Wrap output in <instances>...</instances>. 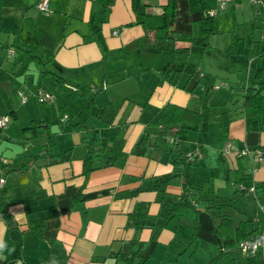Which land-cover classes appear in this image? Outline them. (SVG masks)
Instances as JSON below:
<instances>
[{"label": "crops", "instance_id": "obj_1", "mask_svg": "<svg viewBox=\"0 0 264 264\" xmlns=\"http://www.w3.org/2000/svg\"><path fill=\"white\" fill-rule=\"evenodd\" d=\"M36 1L0 0V27L7 32V36L3 37L7 40L4 42L0 40V46L3 48L2 54L0 53V65H6V68L0 66V73H5L0 76V81L13 82L14 87H17L20 81L26 78L24 74H27V70L24 68V72L21 73L24 75L23 77L12 70L24 63V56L27 58L28 55H25V52L15 54L13 47L9 45L11 41L9 35L14 36L15 40L22 36L21 31L24 29V25L17 26L13 20L24 22V17L29 18L28 21L32 20L29 13L35 8ZM143 1L146 3V10L149 13L158 15L161 5L166 0ZM200 2L202 3L201 8L197 0H175V13L171 20V28L182 33L189 31L195 33L198 21L202 20L205 10L216 4V0H200ZM259 2L262 12L258 15L255 14V6L250 5L251 14L253 16L254 14L255 16L260 15L261 22L264 23V0H259ZM46 4L47 7H51L49 8L51 11L49 22L53 29L51 33L44 31L41 33V37L54 48L52 60L71 66L100 58L103 56L101 49L109 52L118 48V51L113 53L112 59L115 64L112 69L120 70L134 66L136 69L138 67L142 70L145 68L146 71L140 72L139 76L142 77L143 74L144 76L146 74L142 85L148 81L147 83L152 86L148 90L150 93H146L147 101L151 105H156L157 109L165 101L188 104L191 93L185 90L188 92L186 94L180 90L178 84L171 83L174 78V69L170 70L164 66L159 74L156 72L158 70H151L160 61L156 48L148 42L154 30L147 31L149 39L142 42L141 37L144 33L142 27L139 24H126L133 17L129 0H109L105 18L100 23H96V19L91 23L87 22L91 15L90 11L95 9L98 0H78L77 3L74 0H46ZM245 6L243 0H228L225 7L217 9L214 14L215 31L208 34L205 44L193 43L192 40L174 39L172 41L176 51L178 49L193 51L198 45L196 51L209 56V65L202 66L200 69V73L203 72V79L206 80L202 82L203 85L210 83L213 88V79L220 75L227 81L226 87L231 88L230 90L238 88L241 93V86L236 83L243 78L239 76L240 72H231L232 70L236 71V68L231 69L232 59L230 56L235 55L243 48L244 41L246 45L253 41L247 36V40H244L240 46L238 44V40L244 38L236 31L247 21L245 19L248 12ZM27 7H30L28 15L24 16L21 13L19 16V13ZM16 8L21 11L15 10ZM14 15L15 18H13ZM255 20H258V17H255ZM11 24H14V27H11ZM37 24L40 27L43 26L38 22ZM218 27H220V31H217ZM90 28L97 30L88 35ZM234 31L239 38L233 44ZM217 32L219 33L217 34ZM0 35H4V33H0ZM35 35L34 28L26 30L28 39H32ZM18 41L15 43L19 46ZM229 45H231V49L226 50ZM213 46L216 47L215 50ZM5 47L11 48L12 52L6 51ZM257 51L246 52L249 57L246 64H252L257 59L256 56L262 54V51ZM144 53H148V58L144 57ZM153 53L157 54L155 63L150 61ZM259 59L261 60V57ZM260 60H256L253 71L246 69L243 85L264 81V65ZM183 66H185V61ZM154 74L155 77H153ZM158 76L159 80L156 78ZM253 87L255 88L256 84H253ZM200 91L198 90L202 95ZM126 101L128 100L123 96L117 107V112H113L110 118L111 123L119 117L120 108ZM142 102L133 101L128 118L133 117L137 106L140 108ZM24 109L26 111L28 108L25 106ZM235 109L237 110L235 116L220 122L221 125H224V130L221 133L217 129L219 145L216 144L218 148L213 151L216 155L214 161L210 160L213 163L210 166L218 164V167L225 164L226 169V162L233 159L232 151L240 146L255 149L264 147V128L257 127L262 115L254 120L251 118L246 120L241 110L242 105H238ZM8 110L10 112H7ZM5 113H9L10 120L15 118V111L12 107L5 112L0 110V115ZM142 125L137 123L129 131L125 130L122 144L124 151L131 149ZM92 126L89 124L85 131L92 130ZM70 131L72 132L67 147L63 148V150L69 148L70 159L44 165L41 157L34 160L31 158L19 169L12 168L6 171L3 184L6 187V192L10 193L14 199V202L9 204L6 210L12 216L14 224L7 226L0 217V264H115L112 255L118 253L119 250L124 252L137 250L135 253H141L140 255L144 253L141 264H154L156 258L150 255L153 254L151 249L155 245L164 246V251L175 252L179 245L177 242L179 233H185V221L180 222L182 217H176L178 224L183 228L180 230L179 225L171 223L167 218L160 222L157 215L160 207L166 201H170L166 197L178 195L181 190L180 183L176 179L175 182L160 184L161 192L155 188L143 187H147L158 175L171 170L174 165L172 160L181 157L183 151L189 152L191 159H194L193 163L187 161L184 164L183 172L187 173L188 168L197 163L195 155L204 156L207 149L205 147L206 140L197 141V133L194 131L193 137L190 135L186 138L190 139L186 142L193 140L194 147H191L193 142L190 144L185 142L183 145V140H181L177 144L184 150H178L174 154L171 151H167L166 155L159 152L157 156L152 157L150 152L144 153V155L128 152L122 159L117 158L111 164L96 167L84 175L81 173L80 156L87 133L84 131L83 135H79L76 130ZM54 135L56 136L55 133ZM225 143L232 146L229 152L221 150ZM172 148L177 149L174 145ZM238 153L243 156L244 165H248L249 161L246 155L241 154L240 151ZM218 155L223 156L225 161L222 163L215 161ZM177 168L180 167L177 166ZM218 170L215 174L217 176L212 175L210 178L212 184L219 188H226L224 186V177L226 176L219 173ZM226 175L228 176V174ZM249 176L251 182L249 180L241 181L243 186L240 189L244 192L246 190L255 192L253 195L257 200L261 198V202L264 204V186L257 187L256 185L257 181L264 180V157L250 171ZM251 184H253V189H250ZM213 192L216 193L214 190ZM227 192L228 190L225 193ZM138 202L146 203L144 218L147 224L141 228H134L126 223L129 211ZM168 206L169 204L166 203L165 216H167ZM260 207L264 208L263 205ZM260 213V210L259 213L257 211L251 213L253 215L251 222L255 223L257 218L254 219V216L260 217ZM29 228H33V230L30 231ZM151 235H153L152 238ZM146 250L148 251L147 255L145 254Z\"/></svg>", "mask_w": 264, "mask_h": 264}, {"label": "trees", "instance_id": "obj_2", "mask_svg": "<svg viewBox=\"0 0 264 264\" xmlns=\"http://www.w3.org/2000/svg\"><path fill=\"white\" fill-rule=\"evenodd\" d=\"M197 1L199 2V7L201 8L202 3L200 0ZM248 1L255 6V14L258 15L262 12L259 0ZM36 2L35 8L39 12H42L43 14L51 13L47 4L46 9L43 10L36 6ZM108 3L109 0H98V4L95 9L90 11L91 15L87 22L91 23L94 20L96 8L98 11V15H96L95 20L96 23H100L104 20V14L108 7ZM129 3L133 17L130 21L126 22V24H139L144 31L142 38L145 40L149 39L146 34L147 31L154 30L148 42L156 48L160 58V55L163 54L170 56V60L167 64H165V68L168 67L170 70L174 69L173 73L177 74L183 72L186 76L185 80L180 84L177 82L176 78H173V81L171 82L178 84V86H181L189 93H194L193 87L200 80L199 77L196 76V65L193 64L194 66L192 65L191 67H188L183 66L184 63L181 62L179 65L173 66L171 64V60L174 58L173 55L175 54L176 49L173 48L172 41L174 39H181L192 40L193 43L197 44H205L208 34L215 31L216 22L214 20V15L204 14L202 20L198 21L199 23L195 33L192 31L182 33L172 29L170 26L172 17L175 13V0H166L161 5V11L158 15H152L149 13L146 10V3L143 0H129ZM96 30V28H90L88 35H91V33ZM232 37V43L234 44L239 37L235 31L233 32ZM261 41L264 44V36ZM262 48H264V46ZM230 49L231 45L226 47V50ZM23 50L24 52H27V50ZM52 50H54L53 47ZM26 55H28V57L25 58L26 62L34 57V55L29 52L26 53ZM152 68L156 70L158 67L153 66ZM161 68H164V66ZM45 72L54 74L49 70H46ZM57 76L60 80L66 81V85H68V89L66 90L62 91L59 89L61 95L68 101V104L60 102L57 105L58 114L60 113L58 130H86L90 124L91 118L100 119L102 117L105 104L96 103L94 101L91 86L85 82H73L65 80L59 75ZM253 84H256L255 88L253 87ZM262 90H264V81L254 82L252 84L247 83V85L241 86V110L243 111V115L246 120L250 118L256 119L259 114L264 112V92H262ZM50 93L52 96L55 95L54 91H50ZM196 93L199 95L198 91ZM124 97L126 100H130L127 95ZM120 103L121 102L119 101L118 104L115 105L116 108L114 112H117V107ZM65 105H67L71 110L69 113L64 111ZM7 112L10 111L8 110ZM8 114H3L6 116V120L3 125L10 121ZM201 119L202 113L200 107L165 101L143 123L139 134L133 143L137 145L132 146L129 151H124L122 149L126 126L124 121L117 118L113 123L109 120V122L103 125L95 127L92 126V129H95V131H93L89 136H85V140L83 141L84 151L80 156L81 173L86 175L90 170L96 167L111 164L113 160L125 157L128 152L132 154L144 155V153H147V150L145 149L149 137L157 135L159 130L166 132L167 136H171V142L178 143L187 138V133L189 131L194 132L200 130ZM3 125H0V127ZM21 127L31 130L30 136L34 139V142L30 144V151L28 155L33 160L37 157H41L43 159V164L48 165L70 159L69 148L58 150L54 135L56 130L51 128L50 123L47 120L29 117L27 124H23ZM153 143L154 141H151V144ZM169 146L172 148V145ZM240 148L241 146L238 147V149L233 150L232 155L234 156L232 161L230 159L228 160V163L226 162V169H230L233 176L230 177V175H226L224 178L230 179L231 182H233L234 187L225 193V195L212 193V196L210 197L199 198L198 195L200 187L193 184V175L183 172L184 164L187 161L188 163H193L194 161L193 158L191 159L189 152L185 153L186 155H182L178 159L174 158L172 160L174 165L171 170L158 175L148 184L147 187H143L155 188L161 192L162 189H160V184L170 183L176 179L179 181L181 190L178 193L177 198L173 200L172 204H170L167 210V215H169V213H176L178 216L180 215L179 217H182L180 222L184 220L185 224L190 227V234L189 237H187L188 242L201 240L215 245L216 249L209 256L206 264L228 263L233 257L232 252L236 250L240 253L236 264H258L259 262L264 264V243L253 253L241 251L237 246L241 239L249 238L251 235L256 234L261 228L264 208L261 209L260 206L263 205L264 207V204L255 201L253 206L250 203L248 205L249 207H253V209L256 208L258 210L259 208L261 211L260 217L254 216V219L257 218L255 223L251 222L253 220V215H247L244 211H240L243 213L244 218H241L243 216L239 215H236L238 217L234 218V216L230 213L220 210V208L227 204L228 201L232 204L235 200L239 199V195L242 194L244 190L240 189L237 184L240 183L242 185L241 181L245 182L250 179L248 166L244 165V158L238 153ZM177 149L180 151L184 150L183 147H180V145L177 146ZM224 160L223 156H216L217 162L222 163ZM27 161L28 160L24 159L20 161L18 165H14L6 160L4 156L0 155V178L2 179L0 182V217L7 226L12 223L14 224L12 216L6 210V207L13 203L14 199L11 197L10 193L6 192V187L3 184L5 178L4 175L7 170L12 168L19 169ZM30 165L31 163L29 166ZM177 166L180 168L178 169ZM208 168V176L211 177L217 173V165L209 166ZM256 185L258 187H263L264 180L257 181ZM253 194H255V192H252V199L257 200L256 196ZM213 195L216 196V202H213ZM197 199L205 201L198 204ZM145 216L146 203H135L128 213L126 224L134 228L144 227L147 224L144 218ZM248 221L250 222V225H248ZM29 230L31 231L33 228H29ZM150 237L152 238L153 235ZM216 238H218V240H216ZM136 251L137 250L124 252L123 250H119L118 253H114L112 256H114L115 264H141L144 259V253L140 255L141 253H135ZM145 254H148L147 250Z\"/></svg>", "mask_w": 264, "mask_h": 264}, {"label": "rangeland", "instance_id": "obj_3", "mask_svg": "<svg viewBox=\"0 0 264 264\" xmlns=\"http://www.w3.org/2000/svg\"><path fill=\"white\" fill-rule=\"evenodd\" d=\"M74 2L77 3L78 0H74ZM243 2L246 4L245 7L248 12V16L245 19L247 21L244 22V25L237 28L236 32L244 36L243 39L240 38L238 40V44L240 46V44L244 40H247V36L254 41L249 45H246L244 41L243 48L240 49L239 52L235 53V55L230 56V58L232 59L231 69L236 68V71L232 70L231 72H240L239 76L243 78L236 83L239 86H242L244 83L246 69H249L248 71H253L257 59L260 60L259 58L261 57L260 61H262V64L264 65V48L262 50L264 44L261 41L264 36V23L261 22L262 19L261 17H259L260 15L255 16L254 14L253 16L251 14L250 5L252 4L249 3L248 0H243ZM48 8L51 7L49 6ZM15 10L21 11L17 8ZM29 12L30 7H27L24 11H21L19 13V16L21 13L24 16H27ZM29 14L32 19L30 21H28L29 18L26 17H24V22L16 19L13 20L17 24V26L24 25V29H22L21 31L22 36H20V38L18 39L19 41L17 39L15 40L14 36H12L11 34L9 35V38L11 39L9 45L13 47L15 54L18 55L20 53H24L22 49H27L25 55L29 52L33 54L34 57L26 62L24 56L25 64L22 63L19 65V67L13 68L12 71L14 73L18 72L17 74H19L21 77H23L24 75L26 76L23 81H20L17 87H14L13 82L10 83L6 80L0 81V110L5 112V110L12 107L15 111V118L11 119L5 125L0 127V155L4 156L6 160L14 163L15 165H18L19 162L24 159L28 161L31 159L28 153L30 151V144L34 142V139L30 136V129L21 127V125L27 124V120L29 117H41L47 120L50 123L51 128L56 130L55 138L58 150H63V148L67 147L68 140L71 136L72 131L58 130L60 113L58 114L56 105H58L60 102L68 104V101L61 95L59 91V89L62 91L66 90L68 89V87L66 85V81L60 80L57 75L65 80L73 82H85L86 84L90 85L94 101L96 103L105 104L102 117L100 119L91 118L90 124L93 126L103 125L109 122L111 116L113 115L115 105L118 104V102L125 95L129 96L131 99L124 102V104L121 106L118 117L120 120L125 122V130L127 129L129 131L131 128H134L137 123L143 124L151 116L153 111L156 109V105H151L150 102L147 101V94L150 93L148 90H150L152 86L149 85L147 83L148 81L146 80V83L142 85L144 79L146 78V74L145 76L143 74L142 77L139 76L140 72L146 71L145 68L143 70L140 67L136 69V67L134 66L128 67L126 69L113 70L112 66H114L115 64L112 59L113 53H116L118 51V48H114L109 52H105L103 49H101L103 56L97 59L87 60L80 64L71 66L60 64L57 61L51 59L54 52L52 50L51 44L44 40L43 37H41V33H44V31H49L51 33L53 29L51 23L49 22L51 13L43 14L42 12L37 11L36 8H33L32 12ZM96 15H98L97 8L94 20L96 19ZM35 16L37 17L35 18ZM15 17L16 16L14 15L13 18ZM255 17H258V20H255ZM37 22L43 26L40 27ZM12 26L14 27V24H11V27ZM29 28H34L36 30V35L32 39H28V37L26 36V30ZM220 30V27H218L217 31ZM0 33H4V35H0V40H2L3 42L6 41V38L3 39V37L7 36L6 30L1 29L0 27ZM218 33L219 32H217V34ZM142 37L141 41L144 42L145 39H143ZM15 41L19 42V46L16 45ZM6 47L5 50L8 51V48ZM197 47L198 45L193 51L178 49L173 55L174 58L171 60V64L173 66H177L181 62L184 63V61L185 66L188 67H191L193 64H195V67L197 69L196 76L200 79L199 82L194 85V93H191V97L187 103L190 106H198L201 109L202 119L200 121V130L195 131V133H197L196 140H206L205 147H207V149L204 156H199V154L195 155L197 163L193 166H190L187 173L193 175V184L200 187L198 196L201 199L212 196V193H214L213 190L216 191V193L219 195H225V192L227 190L230 191V189L234 187L233 182H231L230 179L226 178L224 180V186H226V188H219L213 185L210 179L211 177L208 176V167L213 164L210 160L212 159L214 161V157L216 154L213 151H215V149H217L219 145V140H217V129L221 133H223L224 130V125H221L220 122H224L226 118L236 115L237 110L235 108L241 104L242 96L238 88H236L235 90H230L231 88L226 87L227 81H225L224 78L220 75L217 76V78L215 77L213 79V88L210 84L203 85L202 82L206 80L203 79V72L200 73V69L202 66L206 67L207 65H209L210 58L205 53L197 52ZM215 48L216 47H214V50ZM218 49L221 50L222 48ZM256 50H258L257 52L262 51V54L258 57L256 56L257 59H255L252 64H246L247 59L249 60L246 52H256ZM2 52L3 48L0 46V53L2 54ZM160 56L161 58L159 64L157 65L158 68L156 69L158 71L153 68L151 69L158 72V74L162 69L161 67L165 66V64H167V62L170 60V56L166 54ZM144 57L148 58V53H144ZM156 58L157 54L153 53L152 59H150V61L152 63H155ZM0 66L6 68V65ZM24 68L27 70V74L23 75L21 73L24 72ZM46 70H49L54 74H49L45 72ZM1 75H5V73H0V76ZM153 77H155V74L153 75ZM185 77V73L183 72L180 74L174 73V78L178 80L179 84L185 80ZM156 78L157 80L160 79L159 76ZM39 87H43L45 88V90L51 92L54 91V97L46 101H37L35 98V93ZM179 88L180 90L184 91V93H188L181 86ZM198 90H201L200 93L202 95H198L196 93ZM225 92H228V94H225ZM262 92H264V90H262ZM22 94L25 95L23 101L21 99ZM133 101L143 102L140 108L139 106H137V110L135 113H133V117L128 118V114L131 113L129 111L133 105ZM25 106L28 108L26 111L24 109ZM64 111L69 113L71 110L67 105H65ZM259 116H261V118H259L257 127L261 126V128H264V112L262 114H259L258 117ZM92 130L95 131V129ZM92 130H81L78 131V134L83 135L85 131V133H87L86 135L89 136L93 132ZM193 134L194 132L189 131L187 136L191 135L190 137H193ZM137 136L138 134L136 135V137ZM170 137L171 136L166 135V132L159 130L157 132V135L149 137L145 150H147V153L150 152V155L152 157L157 156L159 152H161L163 155H166L167 151H171L174 154L179 149H173L169 145H174V147L177 148L178 144L177 142H171L172 140L170 139ZM186 140L190 139H184L182 142L183 145H185ZM151 141H154V143L151 144ZM190 142H193V140L191 139V141H187L186 144H190ZM80 143L83 144V142ZM136 145L137 144H132V146ZM194 145L195 143L193 142V144H191V147H194ZM260 150L263 151L264 147ZM177 154L179 155V153ZM182 155H186L184 151ZM218 168L219 173H221L222 175L226 176V174H228L230 175V177L233 176L230 169H225V164L219 165ZM173 182H175V180ZM239 196L240 197L238 200H235L232 204L228 201V205H223L220 210L230 213L234 216V218L238 217L236 215L243 216V213L240 211H244L247 215L249 213V215H251V213L255 211L259 213V210L253 209V207H249L248 205L250 203L253 206L255 201L263 204L261 202V198H259L258 200L252 199V191L247 190ZM166 198L170 199V201H166L164 205L160 207L157 217L160 222L161 220H165L167 218L171 223L179 225L176 220L178 214L172 213L165 216V204L168 203L170 206V204H172L173 200H175L177 196ZM200 199H197L198 204H201L202 201H205H200ZM215 199L216 196L213 195V202H216ZM169 206L167 207V210ZM241 218H244V216ZM248 225H250L249 221ZM179 229L181 230L183 228L179 225ZM184 231L185 233L180 232L177 237V242L179 245L177 246L175 252L170 253L171 251H164V246H161L160 244L155 245L154 248L151 249L153 250V254L150 256H154L156 258L154 264H206L209 256L216 249L215 245L213 243L201 240L188 242V239L186 237L187 235L189 237L190 227L186 225ZM166 253L170 254L165 255ZM232 256V259L228 263L225 262L223 264H236L237 258L240 256V253L236 250L232 252Z\"/></svg>", "mask_w": 264, "mask_h": 264}, {"label": "built area", "instance_id": "obj_4", "mask_svg": "<svg viewBox=\"0 0 264 264\" xmlns=\"http://www.w3.org/2000/svg\"><path fill=\"white\" fill-rule=\"evenodd\" d=\"M228 0H216V4L213 7H208L205 10V14L208 15H214L216 10L222 9L226 6ZM253 1V0H252ZM36 6L40 9L45 10L46 9V2L45 0H38L36 2ZM8 52H12L11 48H8ZM68 86V85H67ZM53 96L50 93V91L45 90L41 87H39L35 93V98L37 101H46L51 99ZM25 98V95H21V99L23 100ZM264 107V104H263ZM6 116L0 115V125H3L5 123ZM232 146L229 143L223 144L221 147V150L223 152H228L229 149H231ZM241 154L246 155L249 164L248 169L249 171H252L254 169V166L258 163L260 159H263L264 157V151H261L260 149L255 148H249V147H241L239 149ZM0 178V182H1ZM253 184H251L250 189H253ZM239 188H242V185L240 183L237 184ZM263 220H262V226L259 229V231L256 234L251 235L249 238L241 239L237 246L241 251L247 252V253H253L256 249H258L259 246L263 245L264 243V213H263ZM258 264H263L262 262H259Z\"/></svg>", "mask_w": 264, "mask_h": 264}, {"label": "water", "instance_id": "obj_5", "mask_svg": "<svg viewBox=\"0 0 264 264\" xmlns=\"http://www.w3.org/2000/svg\"><path fill=\"white\" fill-rule=\"evenodd\" d=\"M216 240H218V238H216Z\"/></svg>", "mask_w": 264, "mask_h": 264}, {"label": "clouds", "instance_id": "obj_6", "mask_svg": "<svg viewBox=\"0 0 264 264\" xmlns=\"http://www.w3.org/2000/svg\"><path fill=\"white\" fill-rule=\"evenodd\" d=\"M264 104V103H263Z\"/></svg>", "mask_w": 264, "mask_h": 264}]
</instances>
